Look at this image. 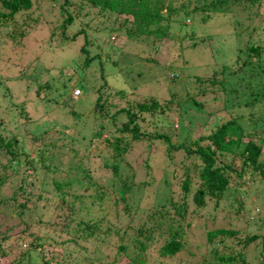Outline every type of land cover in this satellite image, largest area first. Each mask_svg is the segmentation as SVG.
I'll list each match as a JSON object with an SVG mask.
<instances>
[{
    "label": "rangeland",
    "instance_id": "rangeland-1",
    "mask_svg": "<svg viewBox=\"0 0 264 264\" xmlns=\"http://www.w3.org/2000/svg\"><path fill=\"white\" fill-rule=\"evenodd\" d=\"M182 3L193 10L201 5L198 0H182L176 7H180ZM99 12L91 4L81 9L77 22L67 29L66 39L61 28L63 15L60 5L53 0H35L30 11H22L10 23L0 25V120L11 135L24 142L31 143L30 138L34 135L43 137L33 150L28 146L26 153L30 158L39 157L41 181H37L38 174L26 164L28 158L24 156L23 164L16 172L12 174L7 170V179L0 183V235L3 239L6 237L4 250L10 252L8 257H0V264H15V258H20L30 247L33 235H39V238L41 236L43 241L40 238V242L45 244L46 251L54 252L55 258L62 263L133 264V257L129 256L140 252L148 260H156L153 254L157 255L163 245L160 238L165 237V234L161 235L166 229L165 226L161 229L157 226V218H152V214L154 211L165 213L167 216L161 217L163 219L180 217L179 213L175 216L176 208L173 203L184 200L188 203L192 227L189 229L190 239L184 236L186 238L180 255L188 257L191 253L196 254L193 264H199L206 257L207 262L215 259L208 251L211 246L206 245L207 230L234 228L240 231L243 239L254 234L264 236V183L258 180L260 174L254 176L256 173L251 164L243 168L242 177L237 176L244 164L237 151L217 152L216 157L224 162L222 164L231 165L227 169L231 184L219 202L207 199L205 206L198 208L192 196L200 181L197 174L192 172V166L188 169L191 178L189 196H185L183 190L187 177L182 163L185 160L183 152L177 151L174 158L167 159L165 146L160 140L134 141L128 137L127 150L117 153L110 143L114 136H122L118 131L122 121L113 127V131L105 130L91 139L93 132L97 133L100 128L92 116L96 93L89 92L88 82L86 85L80 83L83 88L76 83L72 90L74 83L65 81L74 74L77 75V70L71 67L74 59L70 54L75 53L76 60L80 57L83 63L87 58L98 56L97 59H91L90 65L84 70L89 77L93 72L103 71L107 74L106 81L118 89L115 87V80L116 72L119 71L126 76L132 88L126 100L143 101L157 97L163 102H171L174 110H167L165 114L169 116L170 123L163 122V127L167 130L170 125L174 130L171 131L175 133L171 136L174 144H189L200 136L211 134L221 124L236 119L243 126L242 134L246 133L245 136H248H243V142L253 140L261 143L264 152V117L260 115L259 119L253 120L251 114H258V109L244 107L253 99L252 91L264 93V78L258 82L257 79L246 80L249 82L246 90H240L235 100L233 96L229 99L228 90L223 91V86L219 84L222 80L228 81L233 73L229 74L226 70L219 76L215 70L232 59L226 58L222 63L214 62L211 49L204 47L198 39L197 47L186 51L185 47L192 41L181 39L175 29L170 33L175 43H160L153 37L136 40L126 33V30H133L135 24L117 22ZM197 12L200 14L199 10ZM241 12L244 14L241 15ZM235 13L239 16L234 17ZM198 14L195 19L200 15L209 18L193 23L194 20L190 17L186 23H193L192 26L201 24L203 27L200 32H213L217 36H224L226 32L240 34V42L244 40L240 43L242 47H246L249 42L264 44V0H240L232 11L230 8L216 6L208 8L204 14ZM32 21L38 22L35 25ZM29 25L34 27L25 36H21V28ZM112 27L119 28L120 31L112 33L109 30ZM218 31L222 32L219 34ZM52 32L57 35L50 42ZM86 35L90 39L87 45L88 55L81 51L86 43ZM103 37L106 43H102ZM150 41L153 44L150 45ZM224 50L227 51V48L224 47ZM124 57L129 58L130 65L125 63ZM207 62H213V68L209 65L206 67ZM59 70L63 72L61 77L57 76ZM197 76L202 80H197ZM214 79L218 82L213 83ZM239 81L229 78L230 91L236 92L233 89ZM93 82L97 83V75ZM78 89L82 94L75 96L73 91ZM111 102L115 104L110 109L113 113L122 104H127L124 101L116 105V102H120L117 96L109 98L107 105ZM70 104L72 108H67ZM233 105H237L234 110ZM84 112L91 117H87ZM71 118L74 120L71 121ZM234 133L232 136H241L239 129ZM120 158L122 163L116 175L105 169L104 164L112 166ZM7 160L1 151L0 164ZM81 162V170H67L72 164ZM61 166H65V172L64 168L60 169ZM44 172L49 177L43 176ZM52 177L56 179H51ZM64 179L71 180L72 185L64 187L62 195L56 196L51 181ZM79 179L82 185L77 183ZM42 181L47 182L45 188L48 189L45 191L38 188ZM125 181L130 188L123 185ZM86 182L92 185L87 187ZM34 183L37 184L36 189L32 186ZM21 185L26 188L27 193H21ZM121 190L125 191L124 198L121 197ZM97 194L98 197L92 199ZM46 196L54 198L51 208ZM41 219L48 220L52 226L41 230ZM89 222L94 223L92 231L85 230L86 223ZM128 222H131L130 228L123 234L122 230L128 226ZM140 228L147 229V235L150 236L149 239L145 238V251L137 250L132 242V238L140 239L135 231ZM101 229H110L113 233L108 237ZM237 239V236L225 237L223 243L219 244L220 238L216 236L213 243L219 245L220 253L227 255L244 249ZM261 242L262 239H258L254 247L261 246ZM120 243L125 244L126 250L119 251ZM256 256L257 264H262L264 258L258 253ZM179 259L180 256L171 261L179 264Z\"/></svg>",
    "mask_w": 264,
    "mask_h": 264
},
{
    "label": "trees",
    "instance_id": "trees-1",
    "mask_svg": "<svg viewBox=\"0 0 264 264\" xmlns=\"http://www.w3.org/2000/svg\"><path fill=\"white\" fill-rule=\"evenodd\" d=\"M56 3H59L60 5V11L63 15V22L61 24L62 33L64 39L68 38L67 29L70 28L71 25H74L77 22V19L79 17V11L83 9L86 5L91 4L92 7L98 8L99 13L102 15H107L112 20L115 19L117 22H125V23H133L136 25L135 28L126 30V33L136 40H148L153 37L154 40L160 41V43L166 42L169 44L175 43V40L171 38L170 35L172 30H178V35H181V39L184 41H192V43L185 47L186 51H192L195 47H197V43L199 41L202 42L204 47H209L213 54V60L214 62H221L225 61L226 58L232 59L228 64H225L220 66V71L217 68L215 70L216 74L223 75L226 70H228V73L231 72L233 75L228 77V81H221L222 83L219 84V86H223V91L228 90L229 93H227V97H230L235 100L238 98V95L241 91L246 90V84L249 86V82L246 80H252L257 79L256 82L264 78V44L261 45L259 43L255 42H249L246 44V47H242L240 45V34H232V32H226L224 33V36L214 34L213 32H208L207 34L205 32H200V29H202L201 24H192L195 21L202 22L208 20L209 17L205 15H200L201 13H206L208 11V8L210 7H216L221 6L223 9L230 8L231 11L235 7V5H238V2L240 3V0H198L201 2L200 7L193 9H190L187 4L182 3L180 7H176L178 3H181L182 0H53ZM35 0H0V25L4 23H10L15 19V16L17 14H20L22 11L28 12L33 7ZM77 10V11H76ZM79 10V11H78ZM200 11V14H198ZM244 11V10H243ZM198 15L197 18L195 17ZM244 12H241V15H243ZM112 16H115L113 18ZM238 17L239 14L235 13L234 17ZM62 17V16H61ZM192 18L194 21L192 24H187L186 21L188 18ZM38 21H32L33 24H37ZM31 23V22H30ZM34 26L29 25L26 28H21L20 35L25 36V34ZM26 29V31H25ZM109 30L118 32L120 31L119 28H109ZM222 31H218L220 34ZM82 33H85L82 32ZM111 33V34H112ZM180 33V34H179ZM54 35H57L55 32H52L49 38L50 42H53ZM77 37V36H76ZM86 43L83 45V48L81 49L83 54L88 55V49L87 45L90 43L89 37L86 35ZM199 41H198V40ZM141 40L139 42H141ZM153 40V41H154ZM171 40V41H170ZM173 40V41H172ZM222 40L224 42L222 43ZM99 43V42H98ZM101 43V42H100ZM102 43H106L105 39L103 37ZM150 45L153 44L152 41L149 42ZM103 45V44H102ZM224 47L227 48V51L224 50ZM51 48V47H50ZM54 49V48H53ZM163 49V47H162ZM166 49V48H165ZM73 55L74 64L71 65L75 71L77 70V75H73L72 77L66 79V82H69L70 84L74 83L72 86V90L76 87V83L80 85H86L88 82L90 85H88L89 92H95L96 93V99L93 104L94 112L91 114L95 117V123L100 127L94 134L91 136V139L96 138L97 136L101 135L105 130L110 129V132L113 131V127L118 125L119 121H122V125L119 128V132L122 133V136H114L113 141L110 143L112 145V148L115 149V151L118 152H125L128 148L127 144V138L134 141L138 140H146L149 142H154L157 140H160L164 147V153L165 158L172 159L174 158L175 152H183L185 154V160H187V163L185 160H182L183 166L186 169L187 177L184 182L183 190L185 193V196H189V193L191 192L190 188V180L189 177V170L190 167H193V171L198 176V179L200 181V184L198 187L195 188V191L193 193L192 199L198 206V208H202L205 206L207 199H213L215 202H219L227 189L229 188L231 184L230 176L227 174V169L231 168V165H224L222 160H218L216 157V154L218 151H229V152H238L240 158L242 159V162L244 163L241 170L237 173L238 177L243 176V168L246 167L247 164H251L255 170H253L256 174H254L255 177H257V174H260V180L262 183H264V152L262 150V144L256 143L253 140H249L248 142H243V136L247 135L244 133L242 134L243 126L241 124L237 123L236 119L231 120L230 122L221 124L219 128L215 131H213L211 134L206 136H200L198 139H195L191 141L189 144L180 143V144H174L171 140V136L174 130L171 129V126L169 125V128L167 130L164 129L163 122L170 123L168 121V117L166 114V111L169 110L170 112L173 109L171 107V102L161 101L157 97H150L148 99H145L143 101H130L126 100L128 95L132 92V88L129 85L126 76L119 71L116 72V80L118 89H115L112 87L107 81H106V73L102 72H93L92 76L89 77L84 70L88 65L91 63V59H97L95 58H87L84 60V63L81 62L79 59L80 57H77L76 60V54H70ZM125 58V63L127 65H130V60L128 57ZM257 58V60L255 59ZM254 60H256L254 62ZM213 62H207V65L209 67L213 68L212 65ZM226 63V62H225ZM208 67V68H209ZM106 68H104L105 70ZM259 69V70H258ZM258 70L259 72L255 71ZM219 71V72H218ZM255 73V74H254ZM261 75H260V74ZM57 74V73H56ZM60 76H59V75ZM57 74L58 77L63 76L62 70H59V73ZM112 74V73H110ZM97 75V83L93 82L95 79V76ZM219 75V76H220ZM229 78H232L233 80H237V87L233 90H236V92L230 91L229 86ZM202 80V78L197 76V80ZM201 79V80H200ZM92 80V81H89ZM73 81V82H71ZM246 81V82H244ZM218 80L214 79L213 83H217ZM256 82H251V84H255ZM234 84V83H233ZM113 85V84H112ZM81 88H83L80 85ZM48 89H51L50 86H48ZM76 91V90H75ZM73 91L75 96H79L82 94L81 90L78 94H75L76 92ZM109 91H113L114 93H109ZM253 99L246 103L244 107L253 108L256 107L258 109V114H251L253 120L259 119L260 115L263 118L264 117V93L252 91ZM112 96H117L120 100V102H116L117 104L123 103L125 101L126 106L123 104L118 107L115 113L111 112V107H113L115 104L111 102L110 105L108 104V99ZM195 104H197L196 101H194ZM226 103V102H225ZM181 104V103H180ZM179 104V105H180ZM186 104V102H185ZM199 105V104H198ZM226 106L227 103H226ZM225 106V107H226ZM237 106V105H236ZM236 106H232L233 108H237ZM242 107V106H238ZM67 108H72V104L68 105ZM180 108V106H179ZM179 108H177L179 110ZM240 110V109H239ZM70 112H73L72 110ZM85 113V112H84ZM83 113V114H84ZM1 115V114H0ZM5 115V114H4ZM74 115L76 113L74 112ZM87 117H91L89 113H85ZM3 117V116H2ZM171 119V118H170ZM74 119L71 118V121ZM105 120V121H104ZM125 120V122H124ZM104 121V122H103ZM150 121V122H149ZM167 125V124H166ZM152 126V127H151ZM150 129H153V131H150ZM236 129L241 131V138L232 136L234 135ZM17 130L19 128L17 127ZM48 132V131H47ZM152 132V133H151ZM12 133L8 130L7 127L3 126V123L0 120V152H4V156L8 158L6 162H3L0 164V167L2 168L0 170V183L4 182L7 179L6 171L10 170L13 173L16 172L18 167H20L23 164V157L27 156L28 160H26V164L34 170L38 174L37 181H41V169L38 167V156H35L34 158H30V156L27 153L28 146H30V149L33 150L40 141L42 140V136H32L30 138L31 143H28L27 141L24 142L23 140L19 139L17 136L11 135ZM175 134V133H174ZM173 134V135H174ZM127 136V137H126ZM248 137V136H245ZM111 141V139H109ZM108 141V142H109ZM28 143V144H27ZM164 156V155H163ZM40 160V159H39ZM122 159L116 160L113 162L112 166H109V163L104 164L108 171H112L115 173V175L119 172L121 167ZM222 161V162H221ZM221 162V164H220ZM64 163V162H63ZM56 167L58 168V165L56 164ZM42 168V167H41ZM46 168V167H45ZM64 170H66L65 166H61ZM83 168V162L79 164H72V166H69L67 168L68 171L76 169L81 170ZM44 168H42L43 170ZM45 170V169H44ZM43 172V171H42ZM43 176L49 177V174L44 172L42 174ZM56 179V178H51ZM52 182V188L54 191V194L56 196L62 195V189L64 187H71L72 181L68 179H64L63 181H56ZM81 179L78 180V184L80 185ZM36 183V181H35ZM33 184L32 186H35V189L37 188V184ZM41 183V182H40ZM260 183V185H262ZM82 185V184H81ZM85 185L88 187L92 185L90 182H86ZM123 185H125L127 188H130L128 183L125 181L123 182ZM31 186V187H32ZM47 186L46 181H42L41 185L38 186V188L43 189L44 191L48 188H45ZM32 187V188H33ZM45 188V189H44ZM21 193L25 194L27 193V190L22 185L20 186ZM264 192V190H262ZM33 193V192H31ZM30 194V193H29ZM28 194V195H29ZM121 197L124 198L125 191L121 190L120 192ZM16 191L14 194V199L17 198ZM28 195L26 197H28ZM83 198V196H81ZM95 197H98V194L96 196H93L92 199ZM78 198V197H77ZM45 199L49 200V208H51L54 204V198L46 196ZM102 199V198H100ZM40 200V199H39ZM46 206V205H45ZM44 206V208H45ZM173 206L176 208L175 216L179 213L180 217H171L168 219H163L161 217L167 216L165 213L161 214L157 211H154L152 218H157L155 221H157V226L161 229L163 226H165L166 232H162L163 236L165 234V237H159L161 240H163V245L158 250V254L154 255V259L156 260H148L144 254L135 253L130 255L129 257L132 258L133 264H150L153 262L154 264H173L172 259L180 256L179 264H193L192 260L196 258V254L191 253L188 257L181 256V252L184 247V241L185 238L188 236L187 239H190L191 235L189 232V229L192 227L191 225V219L189 217L188 213V203L186 200H184L181 203L175 202L173 203ZM129 215L131 216V212H129ZM159 217V218H158ZM148 219V218H147ZM152 220V219H148ZM40 224L43 225V228H39L44 231V229H48L52 226V224L48 220L41 219ZM167 222V223H166ZM131 222H128V226L122 230L123 234L127 233V228H130L129 224ZM87 226L85 227V230L92 231V225L93 222L86 223ZM101 226V225H100ZM68 228V227H67ZM164 229V230H165ZM199 229H202V227H199ZM108 237L112 235L113 232H111L110 229L103 230L101 229ZM137 232V235L140 237V239H133L132 242L135 243V247L137 250L145 251L146 249V239H149L150 236L147 235V229L140 228L138 230L135 229ZM244 235V234H243ZM100 236V235H99ZM186 236V237H184ZM216 236H219L220 243H223V240L225 237H238V242L240 245H242V250H237L232 254L223 255V253H220L219 245L214 244V240ZM241 233L239 230H236L234 228L232 229H223L218 228L214 230H207L205 232V238H206V245L211 246L208 248L211 252L212 257H215L214 261L207 262V257L201 261L199 264H253V261L255 259H258L256 254L260 257L264 258V236L260 235H251L247 236L244 239L241 237ZM41 238V236H40ZM39 235H33L32 236V242L30 244V247L23 253V255L20 258H15L14 263L15 264H74L72 263H62L55 258L54 252H48L46 251L45 244L40 242ZM146 238V239H145ZM156 238L157 237H151ZM6 239V237H5ZM0 235V257H8L10 255V252H6L4 250V240ZM258 239H262L261 246H255L254 244ZM42 240V238H41ZM101 241L105 242L108 241L100 239ZM43 241V240H42ZM204 242V241H203ZM126 250V246L124 243L119 244V251ZM44 251V253H43ZM89 264V263H88ZM255 264L257 262L255 261ZM264 264V261L262 262Z\"/></svg>",
    "mask_w": 264,
    "mask_h": 264
},
{
    "label": "built area",
    "instance_id": "built-area-1",
    "mask_svg": "<svg viewBox=\"0 0 264 264\" xmlns=\"http://www.w3.org/2000/svg\"><path fill=\"white\" fill-rule=\"evenodd\" d=\"M76 93L78 94V93H79V91H76Z\"/></svg>",
    "mask_w": 264,
    "mask_h": 264
},
{
    "label": "clouds",
    "instance_id": "clouds-1",
    "mask_svg": "<svg viewBox=\"0 0 264 264\" xmlns=\"http://www.w3.org/2000/svg\"><path fill=\"white\" fill-rule=\"evenodd\" d=\"M77 94V93H76Z\"/></svg>",
    "mask_w": 264,
    "mask_h": 264
}]
</instances>
